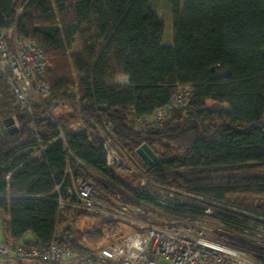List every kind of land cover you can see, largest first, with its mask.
<instances>
[{"label":"trees","instance_id":"1","mask_svg":"<svg viewBox=\"0 0 264 264\" xmlns=\"http://www.w3.org/2000/svg\"><path fill=\"white\" fill-rule=\"evenodd\" d=\"M168 1L173 37L164 47V24L150 0H0V30L14 28L18 38L35 40L48 63L38 80L48 93L31 114L12 107L0 82L6 244L45 248L69 233L70 249L93 252L87 242L100 239L110 221L81 230L55 202V187L69 184L68 162L74 175L90 178L69 155L172 218L199 220L208 208L225 227L264 238V209L231 200L264 197V0ZM176 86L190 90L184 106L159 128L134 125L166 107ZM60 105L77 119L52 121ZM12 116L15 132L6 128ZM99 130L148 186L133 188L115 175ZM142 145L156 155L150 166L136 154ZM156 187L187 200L158 206L148 192ZM26 234L32 238L22 240Z\"/></svg>","mask_w":264,"mask_h":264},{"label":"built area","instance_id":"2","mask_svg":"<svg viewBox=\"0 0 264 264\" xmlns=\"http://www.w3.org/2000/svg\"><path fill=\"white\" fill-rule=\"evenodd\" d=\"M11 29L13 33L8 32L10 29L0 30V82L8 88L13 99L12 107L31 114L34 92L41 97L48 93L43 82L35 85L48 69V63L35 40L18 38L14 28ZM120 82L124 83L125 78ZM189 92L187 87L176 86V92L166 107L156 111L152 118L133 120L134 125L140 129L161 127L173 109L186 104ZM8 122L13 131L18 130L15 118L11 117ZM99 132L107 148V164L118 169L117 162L120 164L122 158H126L125 154L103 131ZM74 163L89 174L87 167ZM64 173L69 184L63 187L61 183L54 190L55 202L61 213H84L124 220L135 231L89 255H79L68 247L72 240L69 233L60 242H51L45 248L0 242L1 257L25 260L29 264H264V258L258 257L264 253V246L255 239L198 225L151 224L129 218L128 207L119 202L111 211H105L101 206L104 193L93 179L74 175L68 167ZM105 182L107 193L114 200L121 201L124 192L111 181L106 179ZM148 192L158 206L171 207L174 202L162 196L163 193L175 194L171 188H150ZM134 212L138 213V210Z\"/></svg>","mask_w":264,"mask_h":264},{"label":"rangeland","instance_id":"3","mask_svg":"<svg viewBox=\"0 0 264 264\" xmlns=\"http://www.w3.org/2000/svg\"><path fill=\"white\" fill-rule=\"evenodd\" d=\"M150 8L157 13V15L161 18L164 24V31H163V36L161 40V45L164 47L170 46L172 44L173 32H172L171 13L169 9V1L168 0H150ZM19 14H20V7L18 5L16 8V16H18ZM8 32L13 33V29L10 28ZM39 83H42V81L36 82L35 85L37 86ZM44 98L45 97H41L34 92L32 103H31L32 106L40 107L41 102L42 100H44ZM50 115L51 116L49 115L48 116L53 118L52 121H55V119L60 115H63L73 120L77 119V117H75V113H73L71 109H69L67 106H62V105L55 108ZM12 117L15 118L16 123L18 125V129H19V124H18L16 117L15 116H12ZM262 121L264 122V115L262 116ZM10 126H11V123L7 122L6 127L9 128L11 132L17 131V130L13 131L11 129L12 127ZM122 159L123 160H121L120 164L119 162L116 161L118 164L117 166L119 167L118 169H116L114 166H110L115 172V175L117 177L125 178V182L127 184H131L133 188H136L137 185L141 187L148 186L147 184L145 185V182H146L145 178L142 179L140 177V174L138 175V169L133 165V163H131L127 157L126 158L123 157ZM69 160L74 162V159L70 155L68 156V161ZM67 165H68V168L71 169V165L69 164V162ZM87 170L89 172L88 175L90 176L91 179H93L97 183V186L99 188H105L107 190L108 187H107V183L105 182L107 178L98 174L97 172H95L94 170L90 168H88ZM133 177H136L137 179H135L133 183H130V182L128 183V181L133 179ZM117 188L120 189L119 187ZM148 188L149 187H147L146 189L148 190ZM107 192L103 194L104 201L101 204V206L103 205L102 209L105 211H108V210L111 211L114 208V206L117 205V202H119L120 204H124L128 207L129 218H137L138 220L145 221L151 224H166L167 223V224H175V225H180V226L198 225V226L206 227L210 230L228 231V232H234V233L243 235L242 233H238L234 230H231L225 227L224 225L220 224L219 222H217L214 218L211 217L210 215L211 211L208 208L204 211V213L206 211H209V213L208 214L205 213V216L202 219L194 220V221L179 220V219H175V218H172L166 215L162 211V209L157 206L145 204V203L139 202L131 198V195L126 193L125 191H122L124 192L125 196L121 198V201L114 200L112 196ZM162 196H164L166 199L177 201V202H185L187 200L181 194L179 195V193L169 194V195L168 193H163ZM231 200L237 203H240L241 205L247 206L249 208L260 207V210L264 209V197L243 196V197H238V198H232ZM136 210H138V213L134 212ZM234 210H237V211H240L242 213L249 215V213L244 212L242 210H238V209H234ZM68 219L70 221H74L76 227L80 228L81 230H84L91 224L96 225V222L110 221L109 224L106 223L108 224V226H105V228L102 230V235L100 239L95 240V242H92V243L87 242L88 248L92 251H95L105 245L115 243L119 241L121 238H123L124 236H127L135 231V228L129 225L128 222L124 220L104 219L100 215H88L84 213L78 214V213L68 212ZM59 231H60V227H58V232ZM25 237L31 238V235L27 234ZM246 237L255 239L264 246V238L262 236L247 235ZM258 257L264 258V253L259 255ZM0 264H29V262L25 260H7L0 256Z\"/></svg>","mask_w":264,"mask_h":264},{"label":"crops","instance_id":"4","mask_svg":"<svg viewBox=\"0 0 264 264\" xmlns=\"http://www.w3.org/2000/svg\"><path fill=\"white\" fill-rule=\"evenodd\" d=\"M25 236L22 240H29L32 238V236L31 238H27ZM9 241L8 216L4 212L0 211V242L6 244Z\"/></svg>","mask_w":264,"mask_h":264},{"label":"water","instance_id":"5","mask_svg":"<svg viewBox=\"0 0 264 264\" xmlns=\"http://www.w3.org/2000/svg\"><path fill=\"white\" fill-rule=\"evenodd\" d=\"M136 154L147 166H150L153 162L156 161V155L146 145L140 146V148L136 150Z\"/></svg>","mask_w":264,"mask_h":264}]
</instances>
